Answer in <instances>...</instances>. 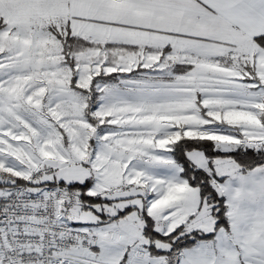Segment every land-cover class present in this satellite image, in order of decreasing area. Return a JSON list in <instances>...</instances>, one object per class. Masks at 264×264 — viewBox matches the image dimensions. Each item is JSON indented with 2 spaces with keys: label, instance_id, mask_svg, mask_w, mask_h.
I'll list each match as a JSON object with an SVG mask.
<instances>
[{
  "label": "snow or ice",
  "instance_id": "6c2138e0",
  "mask_svg": "<svg viewBox=\"0 0 264 264\" xmlns=\"http://www.w3.org/2000/svg\"><path fill=\"white\" fill-rule=\"evenodd\" d=\"M0 264H264V0H0Z\"/></svg>",
  "mask_w": 264,
  "mask_h": 264
}]
</instances>
